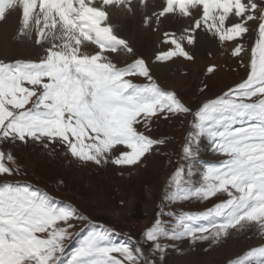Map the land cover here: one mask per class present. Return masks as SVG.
Here are the masks:
<instances>
[{"label": "snow or ice", "instance_id": "obj_1", "mask_svg": "<svg viewBox=\"0 0 264 264\" xmlns=\"http://www.w3.org/2000/svg\"><path fill=\"white\" fill-rule=\"evenodd\" d=\"M15 2L0 0V21ZM94 3L23 0V29L33 13L43 16L35 36L43 55L35 61H0V264H154L143 246L113 243V230L99 224L91 226L65 261L62 254L75 235V222L84 223L87 217L31 183L9 180L21 175L22 168L4 149L23 144L55 152L59 147L81 163L139 166L166 143L150 135L159 117L191 116L183 163L171 174L163 202H219L204 211L183 212L171 226L159 211L143 232L145 244L163 252L165 238L215 241L230 230L250 227L264 236V0H170L194 22L179 37L165 34L169 48L157 54L158 62L177 57L192 61L186 46L198 44L201 29L221 42L238 41L253 25L258 33L246 78L195 110L174 91L162 89L143 59L120 67L109 58L126 42L104 26L107 13ZM89 45L95 50L89 51ZM243 51L237 42L232 55L240 57ZM133 76L149 82L135 84ZM202 138L221 158L204 168L202 182L195 186L194 162ZM231 264H264V244Z\"/></svg>", "mask_w": 264, "mask_h": 264}, {"label": "rangeland", "instance_id": "obj_2", "mask_svg": "<svg viewBox=\"0 0 264 264\" xmlns=\"http://www.w3.org/2000/svg\"><path fill=\"white\" fill-rule=\"evenodd\" d=\"M103 4L110 5L112 3ZM103 4L100 6V9L103 12H107L102 9ZM19 5H16L15 8H18ZM125 6L124 3L121 6H116L115 14L109 15V12H107L108 17L104 20L105 24L107 22L106 19L110 18V16L116 14L131 16L136 13V11L133 12L132 9ZM112 7L114 6L112 5ZM261 7L264 8V3H261ZM177 10H175L173 5L157 7L154 12H149L151 18L145 15L147 13H144L142 15L143 18H140L139 21L142 25L144 23L143 27L141 26L142 28L147 27L145 25L150 23L151 19L154 20V25H157V29L154 26V29L148 30L150 34L156 36V41L152 42L153 48L156 49H152L150 52L153 60L152 63L162 66L169 65L165 67V75L161 79H158L151 72L144 54L137 55L136 57L132 55L133 49L129 45L127 46V40L126 45L120 47L119 51L121 52L116 51L107 55L120 67L130 65L134 59H143L150 70L153 80L162 89L174 91L165 87L168 83L172 82L177 87V91H174L177 97L195 110L205 101L200 102L202 97L208 99L216 98L224 91L242 82L247 76L250 55L249 60L246 61V48L243 47L244 51L238 57L241 59L237 60L236 68L231 67L228 61L229 58H237L232 55L234 47L232 48L231 44L219 41L217 37L201 29L199 30V35L203 34V32L207 33L211 37V43L215 45V50H212L208 45L205 46L204 42L201 41L197 44L199 47L196 45L199 57L202 59V65H198V67L202 68L199 75L200 78H197V70L195 76L191 72V66L194 67L195 65L196 67V62L194 64L193 60L188 61L183 57H177L170 61L158 62L156 60L157 54L169 48V44L164 43L165 34L177 37L176 31H172L173 33L168 32L167 28H164L167 32L165 34L162 33L158 37L155 34L159 32L158 23L168 16L174 17L173 19L178 18V16L184 18L187 21L186 25L188 27L193 23L191 17H185ZM38 13L39 11L32 15V20L26 29L30 31V34L34 31V25H36L39 16ZM43 24L44 22L42 21V26ZM172 24H174L173 21ZM109 26L111 27L112 25ZM109 26L106 25L105 27ZM187 26L180 29V35L184 29L188 28ZM111 32L112 34L114 33V36L118 37L116 35L118 33L114 28L111 29ZM199 35L198 37H200ZM35 36L36 34L32 37L29 36V43H25L19 41V37H24L20 32H18L17 36L12 35L11 40H14L13 44L16 47L10 51L3 50L11 58L8 61L4 59L0 61L37 60L43 55L44 50L35 44ZM119 38L125 42L120 36ZM21 47L25 48L23 52L20 51ZM188 48L192 51H187L193 56L195 47ZM217 48L218 51H216ZM127 49H131V52H128ZM117 52L122 54L119 58L120 61H116L109 55ZM180 61L188 63V66L180 64ZM222 64L227 66L226 69L224 68L225 70H222ZM209 67H214V71L209 73L207 71ZM130 79L138 85H144L149 82L141 76H133ZM178 79L182 80L179 81ZM190 121L191 116L184 115L172 116L169 119H164L163 117L154 118L150 135L155 138H162L166 143L148 155L142 164L133 167H120L110 162L101 166H97L91 162L81 163L59 147L55 152H51L35 145L10 144L4 150L10 151L16 157L18 164L22 168V174L10 177L9 180L19 181L21 184L25 182L31 183L34 187H39L42 191H46L57 200L65 204H71L82 216L87 217V221L84 223L75 222L77 225L75 235L67 241L65 251L62 254V258L65 261L71 257L83 237L91 229V226L99 224L113 230V235L111 236L113 243L123 244L131 242L132 244L143 246L147 259L154 262V264H171L172 261L178 263V257H182L183 260L181 261H185L186 264H213L214 262L216 264H231L233 260L241 258L246 250L264 244V236L260 234L258 227H250L241 231L230 230L227 236H222L215 241L211 238L195 242L190 239L168 240L165 238L161 241L164 249L163 252L156 251L145 244L143 232L154 222L159 211H163L164 215L162 219L168 226H171L177 215L183 212L204 211L219 202L216 198H211L208 201L190 199L175 203L163 202V196L167 190V182L171 174L177 166L183 163L182 145L187 136ZM117 147L122 148L123 146ZM197 152L198 155L194 162L196 174L192 178L195 186H199L202 182L204 168L209 164L218 162L221 158L212 151L207 138L201 139ZM185 169L187 171L186 165ZM144 221H147L149 224L147 223L148 225L145 229L139 230L138 225L144 223ZM257 238L259 241L254 244ZM234 240L240 242L242 248L240 247L233 257H228L226 253H223L222 259L218 261L214 260L211 263V260H205L211 259L208 257H210L212 248L214 250L213 253L216 254L220 251L223 243ZM203 257L206 258L202 259ZM165 259L169 260V262L165 261Z\"/></svg>", "mask_w": 264, "mask_h": 264}, {"label": "bare ground", "instance_id": "obj_3", "mask_svg": "<svg viewBox=\"0 0 264 264\" xmlns=\"http://www.w3.org/2000/svg\"><path fill=\"white\" fill-rule=\"evenodd\" d=\"M257 2L259 3L260 0H257ZM103 3H112V4L105 5ZM123 3H124V5H126L130 9H132L133 12L136 11V13L132 14L131 16L124 15V14L123 15L116 14V15L110 16V18L106 19V21H107L106 24L104 22V26L112 25L113 28L118 33L116 35H118V37L120 36L121 38H123L125 40V42L127 40V46L129 45L133 49L132 50L133 51V53H132L133 56L136 57L137 55H143L144 54V58L149 63V67H150L151 72L158 79L159 78L161 79V77H163L165 75V72H164L165 71V67H167L169 65L162 66V65L153 64L152 63V61H153L152 57L150 56L151 50L152 49L153 50L156 49V48H153V43H152L153 41H156L155 40L156 36L150 34L149 30L151 28L154 29V26H156V29H157V25H154V20L151 19L150 23L145 25L147 27L142 28L144 23L142 25L139 21H140V18H143L142 15L144 13H147L145 15L150 16V13L154 12L157 7H164V6L166 7V6H169V5H172V4L170 3V0H95V3L93 4V7L100 8V6L103 4L102 9L107 11V12H109V15H110V14H115L116 13V8H117L116 6H121ZM16 5H19V7L15 8ZM112 5L114 7H112ZM22 6H23V0H16V2L14 4V7L12 8L13 11L11 12V14L7 16V19H5L3 21H0V53H1L0 54V60L4 59L5 61H8V60H10L9 58H11V56L6 54L4 51H10L12 48L16 47L13 44L14 40H11V36L12 35L17 36L18 32H20V34L22 36H24V37H19V41L20 42L23 41L25 43H29V36L30 37L34 36L36 34V31L38 30V28H40L42 26V21L44 22L43 16L39 12L38 13L39 14L38 20H37L36 25H34V31L32 32V34H30V31H27L26 29H23V26L21 24V13H20V9H21ZM145 11H147V12H145ZM106 17H108V16H106ZM150 18H151V16H150ZM173 18L174 17L168 16V17L164 18V20H161L160 23H158L159 32L155 33L158 37L162 33L165 34V32H167L166 30H164V28H167L168 32L176 31L177 32V37L180 36V31H181L180 29L182 27L187 26L186 25L187 21L184 20V18H182L180 16H178V18H175V19H173ZM148 19H149V17H148ZM38 21H39V23H38ZM172 21L174 22V24H172ZM143 22H145V21L143 20ZM114 23H116V24L114 25ZM112 26L110 27L111 29H113ZM250 27H251V25H250ZM199 36H200V37H198V41L199 42L200 41L204 42L205 46L208 45V47H211L212 50L214 49L215 45L213 43H211V37L207 33L203 32V34H200ZM257 38H258V33L255 30V26L253 25L250 28L249 33L245 34L238 41H236V42H226V44H231L232 48L235 47L237 42L242 44V47L246 48L245 58H246V61H248L249 60V55L251 53V48L253 47V45H254V43H255ZM197 46L199 47V45H197ZM24 49H25L24 47H21L20 51L23 52ZM88 50L89 51H94L95 50L94 46L89 45L88 46ZM187 50L192 51L188 47H187ZM216 51H218V48L216 49ZM119 52H121V51H119ZM119 52L114 53L112 55L109 54V55L112 56L113 59H115L116 61H120L119 58L122 56V54H120ZM193 56H194L193 62H194V64L196 62V67H195V65H194V67L191 66V72L195 76L196 75V70H197V78H200L199 75H200V72H201L202 68L198 67V65H202V59L199 57V54L197 52V47L196 46L194 48ZM16 59H21V58H16ZM27 59H30V58H27ZM238 59H241V58H238V57L237 58H233V57L229 58L228 61L231 64V67L236 68L235 65L237 64V60ZM180 62H181L180 64L188 66V63L183 62V61H180ZM224 68L226 69L227 66L222 64V70ZM202 74H204V73H202ZM178 80L181 81L182 79H178ZM162 86H164V85H162ZM165 87H166V89H171V90L177 91V87L172 82L168 83L167 86H165ZM206 99H208V98L202 97L200 102L203 101V100H206ZM147 223H148L147 221H144V223L139 224L138 225L139 230L145 229V227H147V225L149 224V223L148 224ZM258 241H259V239L257 238L254 241V244L258 243ZM129 243H131V242H129ZM240 247H241L240 242H236V240L231 241V242H226V243L222 244V247L220 248V251L218 253H216V254L213 253L214 250L212 248V250L210 252L211 253L210 257H208V258H211V259H205L206 257H203L202 259H205V260H208V261L211 260V263H212V261H214V260L218 261V260L222 259V254L223 253H226V255L228 257H230V256L233 257L234 253H237L238 252L237 250L240 249ZM166 260L167 259H165V261ZM177 260H179L178 263L175 262V261H172L171 264H186L185 261H181V260H183L182 257L181 258L178 257ZM167 261L169 262V260H167ZM213 264H216V262H214Z\"/></svg>", "mask_w": 264, "mask_h": 264}]
</instances>
